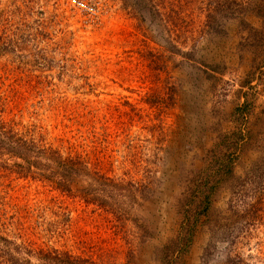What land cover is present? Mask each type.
<instances>
[{"label":"rangeland","instance_id":"374dc122","mask_svg":"<svg viewBox=\"0 0 264 264\" xmlns=\"http://www.w3.org/2000/svg\"><path fill=\"white\" fill-rule=\"evenodd\" d=\"M205 1L0 0V118L132 192L100 206L0 169V235L108 264H264V185L256 202L248 184L264 177V66L237 21L205 33ZM230 197L253 205L247 220ZM187 221V250L165 257Z\"/></svg>","mask_w":264,"mask_h":264},{"label":"trees","instance_id":"16d2710c","mask_svg":"<svg viewBox=\"0 0 264 264\" xmlns=\"http://www.w3.org/2000/svg\"><path fill=\"white\" fill-rule=\"evenodd\" d=\"M207 1V2H206ZM204 7L206 10V21L204 31L206 34L225 33V23L237 21L240 31H246L243 37V46L250 52L257 51L260 59L256 69L261 70L264 66V0H206ZM260 21L259 26H254L251 20ZM242 46V47H243ZM244 49V50H245ZM253 50V51H251ZM211 66V65H210ZM216 67V66H215ZM264 74V69L258 71ZM254 77L249 76L243 81L241 87L253 88L251 84ZM247 96V92L244 93ZM251 102L247 99L236 107L238 119L245 121L247 115L251 113ZM236 142L240 144L237 148L241 151L246 138L244 129L239 128L234 132ZM28 134L19 131L15 125L6 123L0 118V169L15 173L17 177L37 178L49 183L54 189L61 192L78 191L85 201L97 203L105 206L107 198H113L116 193L123 196H132L130 187H125L112 176L107 175L91 165L86 157L80 153H63L59 148L49 143H44ZM236 148V147H235ZM227 163L218 171L220 177L210 180L206 193L200 195V204H205L207 209L209 203L213 201L216 189L229 188L228 182L232 179L229 176L233 171V165ZM264 177H253L250 184L252 194L256 202H259L263 189ZM246 181L239 183L232 190V193L240 190L239 196L243 194ZM104 194V199L100 197ZM230 211L241 219H248L253 205L248 203L246 206L235 210L229 199ZM194 229L188 221L182 228V233L176 239H171L164 245L162 253L165 257H173L175 260L182 255L188 247L190 237ZM0 240L5 243L11 241L0 235ZM13 243V242H11ZM9 245V244H8ZM0 246V264H108L95 261L89 257L76 255L68 250L52 246H34L33 243L21 244L13 243L12 247ZM125 264H131L128 261Z\"/></svg>","mask_w":264,"mask_h":264}]
</instances>
